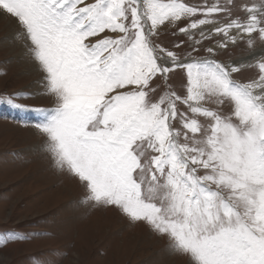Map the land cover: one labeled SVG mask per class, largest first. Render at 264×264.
<instances>
[{
	"label": "snow or ice",
	"instance_id": "1",
	"mask_svg": "<svg viewBox=\"0 0 264 264\" xmlns=\"http://www.w3.org/2000/svg\"><path fill=\"white\" fill-rule=\"evenodd\" d=\"M0 17L40 73L53 106L25 110L81 206L185 264H264V0H0ZM170 31L186 41L165 46ZM241 44L245 62L219 58Z\"/></svg>",
	"mask_w": 264,
	"mask_h": 264
},
{
	"label": "rangeland",
	"instance_id": "2",
	"mask_svg": "<svg viewBox=\"0 0 264 264\" xmlns=\"http://www.w3.org/2000/svg\"><path fill=\"white\" fill-rule=\"evenodd\" d=\"M18 27L0 17V97H23L16 100L20 108L0 102V232L15 229L30 238L0 246V264H185L147 226L114 209L81 206L82 186L41 150L37 115L25 108L53 104L41 94L40 73ZM186 39L171 31L161 37L169 47ZM247 55L241 44L219 58L242 62Z\"/></svg>",
	"mask_w": 264,
	"mask_h": 264
},
{
	"label": "bare ground",
	"instance_id": "3",
	"mask_svg": "<svg viewBox=\"0 0 264 264\" xmlns=\"http://www.w3.org/2000/svg\"><path fill=\"white\" fill-rule=\"evenodd\" d=\"M245 61H246V60H244V61L242 60V62H245ZM25 114H26V113H25ZM29 118H30V117H29ZM36 118H38V119H39V117H38V116H37Z\"/></svg>",
	"mask_w": 264,
	"mask_h": 264
}]
</instances>
